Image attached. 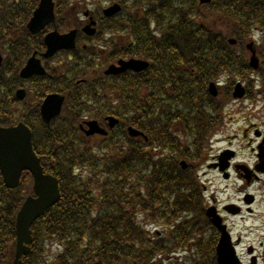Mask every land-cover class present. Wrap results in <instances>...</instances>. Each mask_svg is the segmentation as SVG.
Returning a JSON list of instances; mask_svg holds the SVG:
<instances>
[{
	"label": "trees",
	"instance_id": "1",
	"mask_svg": "<svg viewBox=\"0 0 264 264\" xmlns=\"http://www.w3.org/2000/svg\"><path fill=\"white\" fill-rule=\"evenodd\" d=\"M74 1L56 0L59 21L68 12L73 25L78 11ZM95 1L122 6L117 18L130 22L126 30L141 39L137 56L150 67L138 74L133 92L119 82H100L109 95L106 114L116 106L113 112L121 125L91 143L75 127L84 112L98 114L87 107L96 103L74 96L69 104L67 97L57 123L47 127L38 111L41 95L35 104L15 100L18 70L35 46L25 24L38 0H0V52L5 57L0 66V126L24 123L32 129L34 152L44 171L58 179L61 193L60 201L31 227L30 253L22 263L216 264V238L210 235L216 230L204 215L196 168L182 169L180 161L200 165L209 138L223 125L233 86L213 98L209 82H247L249 77L252 96L264 104V0H211L204 5L197 0ZM126 11L134 15L126 16ZM254 33L262 37L255 72L243 48ZM231 38L235 46L228 44ZM32 86L41 91L46 83L36 78ZM93 86H85V93L99 90ZM68 106L78 116L66 115ZM129 126L143 132L147 142L125 134ZM31 185L25 173L20 185L9 190L0 174V264L13 262L15 216L24 198L33 195ZM156 227L159 233L153 232ZM183 252L187 256H174ZM261 259L264 264V246Z\"/></svg>",
	"mask_w": 264,
	"mask_h": 264
},
{
	"label": "flooded vegetation",
	"instance_id": "2",
	"mask_svg": "<svg viewBox=\"0 0 264 264\" xmlns=\"http://www.w3.org/2000/svg\"><path fill=\"white\" fill-rule=\"evenodd\" d=\"M111 5L113 4H96L91 0L88 5L84 3L83 6L78 9L74 18L77 19V21H75L73 25L69 24L71 22L66 18L69 17L67 12V16H62L60 21L58 17H56L55 22L50 24L52 30L47 29L48 26H50L48 25L42 36L39 35L34 37V39H28L29 42L35 43V46L30 47L31 56L34 55L36 59L40 60L41 67L45 72V74L41 76L43 77L41 79L46 83V96L55 94L62 97V110L67 104L66 97H68L69 104L72 103L74 96H80L86 99L83 101L85 104L96 103L93 107L87 106L88 108L99 110L98 114L87 117V121H95L98 125V129H96L97 133L90 136H110L115 127L121 125V120L116 118V114L113 112L116 106L110 108L109 115L106 114L105 98L109 95L106 91L101 89V85H99L100 82H103V79L106 82H119V84H117L119 87L122 85L130 87L132 92L138 87L136 82L138 73L127 71L115 75H106L105 73L108 68L112 66L117 68L119 62L132 59L146 61L150 67L149 61L137 56L138 49L136 45L137 41L141 39L137 38L133 31L126 30V26H129L130 22L125 21L124 17L117 18L118 16H113L106 18L104 12L106 8H109ZM130 14L134 15L132 12H125L126 16ZM64 23L68 24L66 28H62ZM72 30L76 32L73 48L66 51H58L52 57L44 59L43 54L46 52L44 36L54 31L60 34H67ZM71 75H77V78L71 79ZM149 77L147 82L151 84L153 76L150 75ZM65 78H67V80ZM72 81L74 82L69 84ZM89 84H94L99 90H95L92 94L85 93L84 87ZM26 87L28 86L25 85L23 87L24 89L22 88L25 92L24 101L29 100L31 103L35 104L33 101L39 99V94L36 93V96L33 97L31 90L29 91ZM96 87L93 86V88ZM149 87L152 88L151 85ZM65 90L66 94L62 93ZM80 92H82V94ZM96 97L100 99V104L96 102ZM41 104L42 102L38 104V106H41ZM73 109L74 107L68 106L65 114L74 117L78 116L77 110L75 109L74 111ZM107 118L117 120L118 125L110 127L109 122L106 121ZM128 128L138 130L135 127L129 126L126 128L125 134H127ZM78 129L83 134L82 136H85V132L90 131V129H86L85 127L81 128L80 126ZM99 129L101 131H98Z\"/></svg>",
	"mask_w": 264,
	"mask_h": 264
},
{
	"label": "water",
	"instance_id": "3",
	"mask_svg": "<svg viewBox=\"0 0 264 264\" xmlns=\"http://www.w3.org/2000/svg\"><path fill=\"white\" fill-rule=\"evenodd\" d=\"M199 1L201 4L209 2V0ZM119 9L118 5H114L107 9L104 14L109 17L117 13ZM53 22L52 0H40L38 8L27 24V29L31 35H36ZM74 38V31L62 36L56 32L47 35L45 37V44L48 50L44 54V57H49L58 49H70L74 45ZM230 43L234 44L235 41L231 40ZM257 64L254 53H252L250 66L256 69ZM147 67L148 64L145 62L131 60L128 62H120L119 68L114 66L109 67L105 74L115 75L126 70L139 72ZM43 73L39 61L32 57L27 62L26 67L20 72V77L25 79L32 75H42ZM209 92L212 95L216 94V89L213 85H210ZM243 95L244 89L240 84H237L234 89L233 97L241 98ZM61 101L62 99L57 96L46 98L41 106V114L44 120L47 121L58 114ZM89 126L94 128L96 124L90 123ZM130 135L131 137H142L140 133L134 130H130ZM31 139L32 136L29 129L22 124L16 127L0 128V172L5 187L8 189H15L19 184L22 172L27 171L33 178L32 190L36 195V198H26L16 214V249L13 264H21V256L29 252L28 245L31 243L30 227L32 224L60 199L58 181L54 177L44 174L40 161L34 154ZM259 152L258 158L262 165V168L259 170L264 172V140L263 144L259 147ZM206 215L221 234L216 248L217 264H241L235 256L225 227L221 225V220L216 216L213 209H209Z\"/></svg>",
	"mask_w": 264,
	"mask_h": 264
},
{
	"label": "rangeland",
	"instance_id": "4",
	"mask_svg": "<svg viewBox=\"0 0 264 264\" xmlns=\"http://www.w3.org/2000/svg\"><path fill=\"white\" fill-rule=\"evenodd\" d=\"M258 45V49L262 47V37L259 33H254L252 39ZM249 42V41H248ZM248 82L251 79L248 77ZM233 81H228L227 85L220 87L222 91L223 87H227V90L232 86ZM249 90V95L243 99L232 101L229 100L224 105V123L219 132L213 136L209 142L208 149L205 152L204 161L207 159L199 169L198 163L189 162L188 165L195 166L198 169V175L201 178V182H204L208 190L205 193L204 203L205 207H209L210 198L213 197L218 204V208L226 206L228 204H238L246 198L247 202L252 201L251 196H247L248 193L254 197V205L249 208L251 214L243 212L240 216L227 217L226 225L228 226L233 239L238 241V247L236 249L238 256H240L244 263L249 261L247 255V248L253 246L261 253L260 242L264 241V177L262 181H257L252 186L247 187L254 181V179L246 180V186L244 182L240 181V178L235 173H230L229 181L222 179L218 173L208 171L207 163L210 158L216 153L221 152L223 149H230L235 152L236 158L233 162L245 163L252 165L255 160V154L252 152L255 146L260 143L259 140L253 136V130L245 136L243 129L246 127H252L254 124L258 129L264 131V104L259 101L258 98L252 96V91L255 88H251V84L245 85ZM252 96V98H249ZM223 101V99H221ZM256 153V152H255ZM211 162V161H210ZM203 185L200 184V189ZM160 231L158 227L153 230L157 233ZM178 256V254H177ZM185 257V255H182ZM261 264V263H259Z\"/></svg>",
	"mask_w": 264,
	"mask_h": 264
}]
</instances>
